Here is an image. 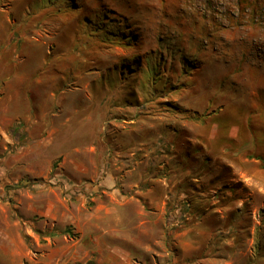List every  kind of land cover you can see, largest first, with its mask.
I'll return each instance as SVG.
<instances>
[{"label": "rangeland", "instance_id": "374dc122", "mask_svg": "<svg viewBox=\"0 0 264 264\" xmlns=\"http://www.w3.org/2000/svg\"><path fill=\"white\" fill-rule=\"evenodd\" d=\"M72 6L0 0L76 87L0 179V264H264V0Z\"/></svg>", "mask_w": 264, "mask_h": 264}, {"label": "crops", "instance_id": "0c3cea01", "mask_svg": "<svg viewBox=\"0 0 264 264\" xmlns=\"http://www.w3.org/2000/svg\"><path fill=\"white\" fill-rule=\"evenodd\" d=\"M50 55L24 22L0 11V179H11L12 171H26L29 159L42 157L43 146L75 112L76 87L63 82Z\"/></svg>", "mask_w": 264, "mask_h": 264}, {"label": "trees", "instance_id": "16d2710c", "mask_svg": "<svg viewBox=\"0 0 264 264\" xmlns=\"http://www.w3.org/2000/svg\"><path fill=\"white\" fill-rule=\"evenodd\" d=\"M64 1V3H66V5H67V7H71V8H74V6H72L73 5V3L75 2V0H63ZM77 8V7H76ZM100 32H105V29H103V28H99L98 29ZM262 161L264 162V159H262ZM264 164V163H263Z\"/></svg>", "mask_w": 264, "mask_h": 264}, {"label": "built area", "instance_id": "2783aa9c", "mask_svg": "<svg viewBox=\"0 0 264 264\" xmlns=\"http://www.w3.org/2000/svg\"><path fill=\"white\" fill-rule=\"evenodd\" d=\"M248 11V10H245V12Z\"/></svg>", "mask_w": 264, "mask_h": 264}]
</instances>
